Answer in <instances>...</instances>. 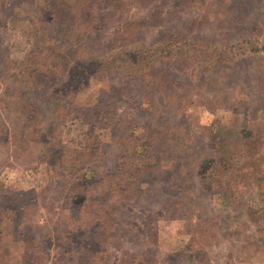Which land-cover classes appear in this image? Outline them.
Wrapping results in <instances>:
<instances>
[{
    "label": "rangeland",
    "instance_id": "1",
    "mask_svg": "<svg viewBox=\"0 0 264 264\" xmlns=\"http://www.w3.org/2000/svg\"><path fill=\"white\" fill-rule=\"evenodd\" d=\"M200 1L102 0L95 4L98 20L90 22L94 29L88 36L85 33L88 29L83 31V37L73 50L74 57L69 56L73 63L71 67L76 66L71 70H81L88 78L81 81L79 76L76 78L71 75L72 79L59 89L61 96L57 101L60 104L76 102L83 109L77 107L72 110L74 113L65 109L60 112L51 144L55 150L61 138H64V146L67 148H82L83 133L90 132L93 124L88 120L86 123L84 118L92 111L91 107L98 108V102L102 99L109 100L110 104H106V108L120 114V118L129 122L134 119L140 124L146 123L150 116H158L147 112L148 108L145 107L149 100H153L157 104L156 111L165 113V118L176 119V123L185 127V130L192 127L191 134L183 139L199 146L198 152L203 150L198 161L199 165H203L202 170L193 171L190 178L176 175V166L182 162L180 159L171 160L168 155L166 162H173L172 165L166 163L167 169L163 166V169L155 172H142L135 180L136 185L128 193L130 196L135 192L140 197H130V203L125 206L128 210L131 209L130 215L124 213L126 221L131 225L123 226V230L130 234L122 243L110 238L108 246L102 245L98 241L96 228L91 224L102 221L101 215L109 208L106 205L110 203L108 199H101L102 194L114 188L117 190L118 186H128V182L125 184L124 179L121 180L118 176L124 165L127 173L122 175L129 178L130 167L125 161L128 157L131 159V154L121 159L119 147V152L110 150L108 153L111 156L106 153L104 157L94 148L87 165L95 171V177L83 186L76 185V173L70 175L75 172L73 166L66 167V171L56 175L49 165L39 159L43 144L31 142L25 145L21 142V139L26 140L27 126L23 125L14 107L8 112L3 103L4 108L0 110V228L3 233L0 237V264H21L25 240L28 239L24 237L25 230L33 233L36 231V223L42 227L40 233L36 231V234L43 249L39 246L40 252L34 250L33 256L42 255L43 251L48 254L46 264H53L56 257L59 258L60 254L70 249L68 241L54 246L45 228L53 227L49 223L60 220L75 233V240L77 237L79 240L80 236L83 238L78 244L73 243L77 246L74 254L87 248L96 256H104L106 262L102 264H118L124 252L141 255L142 259L147 252L162 264H264V226L249 222L245 214L249 203L257 200L258 190L252 197H243L239 202L233 199L227 203L222 202L219 200L221 196L214 195L217 191L208 190L212 179L210 171L203 164L204 159H210L213 155L209 150L212 139L208 138L209 129L240 128L246 122L254 121L264 111V53H249V50L243 55L239 53L240 56L232 58L234 67L225 62L222 64L223 69L215 68V72L209 77L210 84L203 88L205 92L197 86L198 88H194L195 93L191 95L179 83L169 87L163 95L164 92L160 90L145 89V84L138 76L125 77L124 74H118L109 79L102 78L105 69L102 64L95 65V70H99L97 74L93 71L94 66L91 67V63L97 62L96 59L91 60L89 65L84 64L83 58H91L90 52L102 54L103 58L113 56L108 58V66V63L116 62V55L109 56V52L116 51V48L103 50L99 45H113L126 23H140L144 31L142 36H147L153 42L172 40L181 34L186 43L198 39L210 40L217 44L219 50L229 49V46L237 44L238 52L241 49L240 36H250L255 30H260L261 36L264 35V0ZM64 24L65 21L55 23L54 26L40 23L35 0H11L7 8L0 7V73L4 70L3 65L8 63L11 68L14 62L22 61L30 53L40 54L41 63L49 64L52 55L45 51L50 37H41L42 33L38 32L44 29L54 37L55 31L62 30ZM75 60H79V64ZM189 79V76L185 78L188 82ZM8 82L10 85L11 81H6ZM6 88L0 81V102L7 96ZM123 88L131 90L129 97L119 94ZM216 95L223 101V107L216 106L212 101ZM12 97L14 96L7 98ZM133 101L137 104L134 105ZM233 106L240 107V112ZM74 114H80L84 120L78 119ZM124 131L114 134L116 142ZM131 131L130 127L126 134ZM8 137L11 138L10 143H6L9 141ZM230 138L231 135L227 137V142ZM109 139L113 141L114 137ZM178 141L180 143V139ZM18 142L22 149H15ZM127 144L133 142L128 139L125 145ZM173 145L169 152L171 156L179 152L175 151L177 143ZM83 155H87L86 152L80 151L73 159L75 164L83 160ZM100 158L103 164L97 169L95 163ZM189 161L194 162L193 159ZM166 170L170 172L164 173ZM206 176H209L208 180ZM194 177L196 180L192 183ZM232 178L237 179L233 174ZM181 179L182 184L179 182ZM195 193L199 197L195 203L193 201V206L197 208L176 205L177 201L185 202L196 198ZM126 197L127 195L122 198L116 192L111 199L118 204L119 199L124 201ZM102 232L99 231V236ZM108 234L112 233L106 231V235ZM70 258L73 259L72 256Z\"/></svg>",
    "mask_w": 264,
    "mask_h": 264
},
{
    "label": "trees",
    "instance_id": "2",
    "mask_svg": "<svg viewBox=\"0 0 264 264\" xmlns=\"http://www.w3.org/2000/svg\"><path fill=\"white\" fill-rule=\"evenodd\" d=\"M7 1L10 3L11 0H6V2L5 0H0V7L3 9L7 8ZM198 1L201 2L200 0ZM35 2L40 23L44 22L54 26L55 23L59 24L65 21V24L62 30L55 31V38L53 34L46 32L44 29L38 32V34L42 33L41 37H50L48 48L45 51V53L52 55L49 64L41 63L40 54L30 53L22 61L14 62L11 68L8 63L5 66L3 65L4 70L0 73V81L3 82L4 86H7V96L1 99L4 102H0V104L2 103L0 110L5 107L8 111L14 107L19 113L23 125L27 126L25 127L26 140L21 139V142L25 145L31 142L43 144V152L39 159L49 165L52 172L56 175H59L63 170L66 171V167L73 166V171L75 172L70 173V175L76 173L78 177L77 184L74 183L76 185L83 186L85 182L87 183L95 177V171L90 165H87L90 163L94 148H97L104 157L110 150L114 153H116V150L119 152L117 149L119 147L121 148V159L131 154V159L128 157V160L125 161L130 167L129 178L122 175L127 173L124 165L119 170L120 175L118 176V178L120 177L119 179H124L125 184L128 182V186H118L117 190L114 188L102 194L101 199H108L110 204L106 206L109 208L101 217L98 216L103 218L102 221L99 220L100 222L96 221L91 224L97 230L100 244L108 246L110 238L116 239L117 243H122L123 239L130 234L123 230V226L131 225L130 222L126 221V216L124 215L125 212L130 215L131 209L128 210L125 206L130 203L128 200L131 198L140 197V194H135V192L130 196L128 193L136 185L135 180L140 177L141 173L155 172L163 169V166L164 169H167L168 167H165L166 163L172 165L173 161L171 160L179 161L180 159L182 163L176 166V175L181 174L190 178L193 171H199L203 168V165L198 164L203 150L198 152L199 146H195L192 141L188 142L183 139L186 135L191 134L192 127L185 130V127L176 123V119L165 118V113L156 111L157 104L153 100H149L148 105L146 104L145 107L148 108L147 112L156 113L158 116H150L147 118L146 123L140 124L139 121L134 119L130 122L124 120V118L119 117L120 114L117 112L115 114L114 111L107 109L106 104H110L108 99L105 101L103 99L100 100L96 109L91 107L92 111L86 114L84 118L86 123L87 120L93 123L90 132L86 131V133H83L84 136H82L81 145L83 144L85 149L83 147L75 148L74 150H72L73 147L67 148L64 146V138H61L62 140L53 150L54 145L51 144L53 140L52 133L59 122L60 112L65 109V111L74 113L72 110L77 109V107L82 108L76 102L57 103L61 96L59 89L66 81L72 79L71 75L76 76V78L79 76L81 81H86L88 78V75L81 70H71L76 66L71 67L73 63L70 62L69 56L72 55L74 57L75 53H73V50L78 40L83 37V31L88 29L85 32L86 36L92 33L90 31L94 27L90 26V22L97 19V10L94 9V5L102 2V0H35ZM57 20H60V22H57ZM143 32V27L140 23H126L121 33L115 38L113 45L110 47L107 44L99 45L100 48L103 47V50L116 48V51L111 50L112 52H109V56L116 55V62L108 63V66L106 62H108V58L111 59L113 56L103 58L102 54L90 52L91 58L84 57V64L89 65L91 60L96 59L97 62L91 63V67L94 66L93 71L97 74L99 70H95V65H100L101 63L105 68L102 78L109 79L118 74H124L125 77L126 75L138 76L145 84V89L147 87V89L160 90L164 92L163 95L170 89L169 87L179 83L188 91V95H191L195 93L194 88H198L197 86L204 90L210 84V75L217 68L223 69V63L229 62L231 67H234L232 58L248 53V50L250 51L249 53L257 51L264 53V35L261 36L262 32L260 30H255L250 36H240L241 49H239V52L236 50L237 44L229 46V49L219 50L217 44L210 40L199 41L198 39L186 43L181 34H178L172 40L153 42L147 36H142L144 35ZM75 61L79 64V60ZM187 76L190 77L189 80L192 82L185 80ZM6 81H11L10 85ZM120 91L119 94L121 96L126 95L129 97L131 95V90L129 91L126 88ZM189 91H192V93H189ZM11 96L14 97L11 99L7 98ZM14 99L17 100L12 103ZM212 101L215 102L216 106L222 105L223 107L224 103L219 96L216 95ZM3 103L6 106L3 107ZM136 104L137 102H134V105ZM233 107L237 109L238 113L240 112V107ZM74 115L78 119H82L80 114ZM114 118H116L115 121ZM106 123L107 125H105ZM130 127L132 128L131 133L126 134V130ZM122 130L125 131L116 142L114 134ZM97 131H100V133H97ZM209 132L208 138H212L209 150L215 156L211 155L210 159L203 160V164L210 171L209 176L212 179L209 182L208 190L217 191L214 195L221 196L219 200L225 203L231 199L239 202L243 197L250 198L258 190L257 200L249 203L245 214L249 222H257L264 226V111L254 121L246 122L240 128L213 127L209 129ZM230 135L229 143L226 139ZM112 137H114L113 141L109 139ZM124 137L127 138L125 139ZM10 139L6 143H10ZM15 139L14 136V141ZM128 139L135 146L133 144L125 145ZM174 143H177L175 151L178 150V154L181 157L178 154L171 156L169 153ZM15 149H22L19 142L16 143ZM80 151H85L87 155H83V160L79 161V164H75L73 159L80 154ZM108 154L110 155V153ZM168 155L172 158L171 162H166L165 160ZM190 159H193L194 162H190ZM163 160H165L164 163H162ZM95 164H97L95 168L100 169L103 161L100 158ZM196 166L198 167L197 169L195 168ZM192 167H194V170H192ZM203 171L206 172L205 169ZM168 172L170 171L166 170L164 173ZM232 174L236 175V180L232 178ZM209 176H206L207 180ZM192 179L193 183L196 177ZM179 182L182 184V179ZM116 192L120 193L122 198L127 195L124 201L119 199L118 204L111 199ZM195 196L196 198L185 202L177 201L176 205H183L190 209L192 207L197 208L193 206V201L195 203L199 196L197 193H195ZM23 223L26 226V222L23 221ZM49 224H53V227L46 226L45 228L48 230V235L54 246L64 241L70 242V249L63 252L62 255L60 254L59 258L56 257L53 264H74V262L76 264H102L106 262L103 255L96 256L95 253L87 248H83L81 253L74 254L77 246H74L73 243L78 244L83 238L80 236L79 240L78 237L75 240L73 236L75 233L69 230L68 226L61 220ZM41 228L37 223L35 224V230L39 233ZM36 231L30 234L25 230L24 237L28 239L25 240L21 264H46L47 262L48 254L43 253V251L42 255L33 256L34 250L40 252L43 249ZM99 231L104 232L100 233L99 236ZM106 231H110L112 234L106 235ZM2 235L0 228V237ZM39 246L41 249H38ZM130 254V252H124L122 258L118 260V264H162L160 260L152 258L147 252H145L146 255L143 259L141 255Z\"/></svg>",
    "mask_w": 264,
    "mask_h": 264
}]
</instances>
